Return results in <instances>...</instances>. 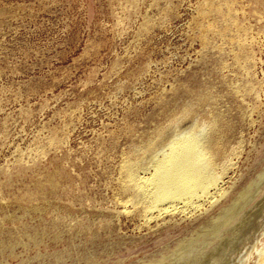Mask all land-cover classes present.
Segmentation results:
<instances>
[{"label":"rangeland","instance_id":"rangeland-1","mask_svg":"<svg viewBox=\"0 0 264 264\" xmlns=\"http://www.w3.org/2000/svg\"><path fill=\"white\" fill-rule=\"evenodd\" d=\"M201 125L219 193L126 203L124 161ZM257 205L264 0H0V264H216Z\"/></svg>","mask_w":264,"mask_h":264},{"label":"bare ground","instance_id":"bare-ground-1","mask_svg":"<svg viewBox=\"0 0 264 264\" xmlns=\"http://www.w3.org/2000/svg\"><path fill=\"white\" fill-rule=\"evenodd\" d=\"M207 133L204 125L176 131L142 159L125 160L124 179L134 190V195L126 203L142 204L151 217L196 209L201 203L213 199L222 186L205 147ZM255 209L250 215L262 219V225L250 227V231L244 233L241 229L247 226L250 217H243L240 224L231 229V240H225L218 248L227 253L224 260H218L216 264H264V209L259 205ZM254 230L255 233H251Z\"/></svg>","mask_w":264,"mask_h":264}]
</instances>
